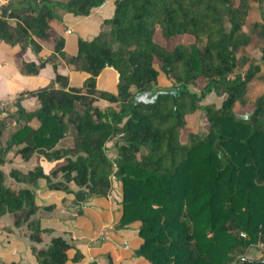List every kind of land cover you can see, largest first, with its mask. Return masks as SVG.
I'll use <instances>...</instances> for the list:
<instances>
[{"label":"trees","instance_id":"obj_1","mask_svg":"<svg viewBox=\"0 0 264 264\" xmlns=\"http://www.w3.org/2000/svg\"><path fill=\"white\" fill-rule=\"evenodd\" d=\"M252 1L8 0L0 40L19 44L20 52L31 47L37 57L21 61L23 73L64 61L85 76L69 85L68 75L55 72L47 85L15 99V127L0 144V165L11 161L14 144L17 155L34 163L0 170V215L26 223L35 241L55 229L40 211L68 198L80 204L79 216L86 208L105 209L99 205L105 201L110 218L96 244L80 234L72 241L55 234L30 262L0 254L2 264H264V256L246 255L250 243L264 242V92L246 97L249 83L264 77V10L250 20ZM92 14L96 31L76 33L75 47L66 49L51 21L68 26ZM186 35L192 39L184 41ZM41 41L52 43L46 57ZM252 42L262 62L237 69V53ZM155 64L169 85H159ZM108 72L114 90L98 86ZM211 91L223 96L219 106L201 104ZM24 94L36 96L37 105L24 107ZM100 98L119 107L102 108L95 104ZM200 107L206 131H186L187 114ZM111 137L113 158L105 149ZM40 155L53 162L48 171Z\"/></svg>","mask_w":264,"mask_h":264},{"label":"rangeland","instance_id":"obj_2","mask_svg":"<svg viewBox=\"0 0 264 264\" xmlns=\"http://www.w3.org/2000/svg\"><path fill=\"white\" fill-rule=\"evenodd\" d=\"M55 1H64V0H53ZM252 5L254 6L252 10V14L250 15L249 19L253 20L255 18L260 17V8L264 10V3L262 6L253 0ZM62 10H64L63 3L56 6V12L59 14ZM99 19L97 18H90L82 21L79 23L70 34H66V46L68 49H73L76 43V33H79L81 36H87L90 33L96 31L98 26ZM55 23V29H60V24L57 19L53 21ZM229 25L227 24V27ZM63 29V28H61ZM192 37L190 35H186L183 37L184 41L191 40ZM261 52H260V45L258 42H252L244 46L238 53H237V69L246 68L250 60L255 62L261 63ZM61 62V61H60ZM155 67L159 69V66L155 64ZM262 71L259 72L261 74ZM79 74L83 75L80 71ZM114 74L112 72H108L103 74L100 77L99 86L109 88V90L114 89ZM158 83L160 86L169 85L170 82L164 76L163 72L159 69L158 75ZM73 84H80V82H76L74 80ZM192 89H197L194 86H191ZM264 92V77L260 75L259 77L255 78L249 83L248 90L246 92V97L249 100H254L256 96L260 93ZM223 96L217 94L215 91H211L205 95V97L201 100V104L205 103H213L216 106H219L222 102ZM95 104H98L102 108L106 107H119V103L114 102L111 103L105 99H97ZM79 107L82 108V105L79 104ZM14 112V111H13ZM240 113H246L247 108H242L239 111ZM33 125L37 124V120L34 119L32 122ZM14 120L9 116L6 118V128L3 130V133L0 137V144H6V140L9 137V134L14 130ZM207 127V120L205 109L200 107L196 111L187 114L186 116V131L198 132L203 133L206 131ZM116 137L108 138L105 141V149L108 156L113 158L117 153V148L115 146ZM18 148L17 144H14L8 152V156L11 159L9 163L0 165V170L8 173L9 169L12 166L22 165L23 167H32L34 160L33 159H24L15 153V150ZM40 162H42L45 171L50 168V165L53 163L52 161L46 160L43 155H40ZM69 185L76 188V186L69 182ZM56 198V202L58 201ZM99 205L104 207H92L86 208L84 216H79L77 214V210L80 206L78 202H76L72 198H68L65 200L64 204H58L57 207L54 209H42L40 213L45 217L46 223H51L54 225L55 229L52 231H46L42 234L43 239L41 241H35L30 239L27 236V232L29 228L27 227L26 223L17 226L13 223V218L10 213H4L0 215V254L2 257L10 258L14 257L17 259H23L28 262L32 260V254H34L35 250L39 247L47 246L52 236L55 234H62L67 240L72 241L75 239L77 234H80L79 240L84 241L88 245L98 243V232L99 230L107 226L108 220L110 218L109 211H108V203L103 201L99 202ZM96 223L98 227L97 231H92V225ZM67 225L71 230L64 232L62 228ZM4 226H7L11 231L5 233V229H2ZM91 229V230H90ZM12 238H18L22 240V242L26 245L24 250H22V246H19L17 242L13 241ZM22 250V252H21ZM15 252V253H14ZM246 255L249 257H259L264 256V242H252L248 245L246 250ZM101 263H103V257H99ZM0 264H2L0 262Z\"/></svg>","mask_w":264,"mask_h":264},{"label":"crops","instance_id":"obj_3","mask_svg":"<svg viewBox=\"0 0 264 264\" xmlns=\"http://www.w3.org/2000/svg\"><path fill=\"white\" fill-rule=\"evenodd\" d=\"M63 12L64 10H62L59 15H61ZM90 18H97V16L92 14L83 17L79 20L74 21L68 26H65L60 20L57 19L60 24V29H55V23H53V21H55V18L51 21V24L56 31L63 34L65 38V48L68 49L66 46V39L69 38H66V34H70L73 31V28H75L79 23ZM41 43L42 49L40 51V54L43 57H46L52 52V43L49 41H41ZM22 60L37 61V57L31 47H27L23 52H20L19 44L9 45L6 42L0 40V98L10 97L16 99L23 91L32 90L40 86L47 85L50 79L54 77L55 72H60L62 74L68 75L69 85H80L85 76L82 72L81 73L83 75L79 74L77 70L71 69V66L66 64L64 61L59 62L56 67H54L51 62H47L39 70L38 73L26 74L23 73L20 68ZM100 77L101 76H99L98 78V86ZM74 80L76 82H80V84H73ZM20 102L26 108H33L37 105V97L34 95L24 94ZM90 258H92V256H90Z\"/></svg>","mask_w":264,"mask_h":264},{"label":"built area","instance_id":"obj_4","mask_svg":"<svg viewBox=\"0 0 264 264\" xmlns=\"http://www.w3.org/2000/svg\"><path fill=\"white\" fill-rule=\"evenodd\" d=\"M8 0H0V15L2 7L7 4ZM16 108L15 99L10 97H1L0 98V118L7 117L11 114Z\"/></svg>","mask_w":264,"mask_h":264}]
</instances>
